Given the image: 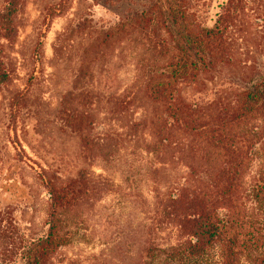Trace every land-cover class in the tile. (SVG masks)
Returning a JSON list of instances; mask_svg holds the SVG:
<instances>
[{
	"label": "rangeland",
	"instance_id": "374dc122",
	"mask_svg": "<svg viewBox=\"0 0 264 264\" xmlns=\"http://www.w3.org/2000/svg\"><path fill=\"white\" fill-rule=\"evenodd\" d=\"M153 1L26 0L17 37L4 43L11 80L0 87V264H21L15 255L20 246L46 233L49 177L66 184L80 170L87 195L63 214L69 241L57 263L169 260L177 231L161 222L160 201L185 177L189 156L179 146L155 147L149 127L153 104L144 95L167 57L151 28L115 39L92 63L84 56L103 31ZM225 1L188 0L191 20L213 25ZM6 2L0 0V9ZM245 6L232 36L235 60L181 84L188 101H224L264 77V26L256 22L264 15V0ZM77 89L93 95L86 107L95 118L88 131L93 150H83L60 117L65 95ZM254 154L245 176L253 240L240 264H264V194L256 196L264 165L261 152ZM211 258L220 261L217 252Z\"/></svg>",
	"mask_w": 264,
	"mask_h": 264
},
{
	"label": "trees",
	"instance_id": "16d2710c",
	"mask_svg": "<svg viewBox=\"0 0 264 264\" xmlns=\"http://www.w3.org/2000/svg\"><path fill=\"white\" fill-rule=\"evenodd\" d=\"M247 1L226 0L214 24L208 26L193 23L188 0H154L103 31L84 51L92 63L115 39L151 28L167 57L163 69L151 76L144 89L153 104L149 127L155 147L179 146L189 156L185 177L160 201L161 222L167 221L177 231L166 264H240L252 244L245 176L255 151L261 152L264 165V77L240 87L230 99L207 105L181 94V84L195 82L233 61L232 36ZM25 5L26 0H7L0 9V87L11 80L4 43L17 37L18 16ZM256 18L264 26V15ZM84 70L83 66L80 71ZM93 103L90 91L77 89L65 95L59 110L83 150H93L95 145L88 136L95 118L86 110ZM54 178L46 181L48 229L20 246L15 255L21 264H58L56 255L69 241L63 214L87 195L83 170L66 184ZM258 180L256 196L264 194V166ZM215 252L220 261L211 258Z\"/></svg>",
	"mask_w": 264,
	"mask_h": 264
}]
</instances>
